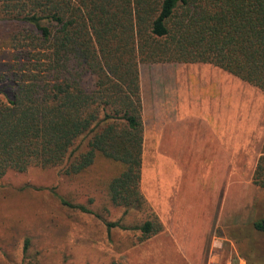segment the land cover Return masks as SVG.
<instances>
[{"label": "trees", "instance_id": "obj_1", "mask_svg": "<svg viewBox=\"0 0 264 264\" xmlns=\"http://www.w3.org/2000/svg\"><path fill=\"white\" fill-rule=\"evenodd\" d=\"M0 181L31 169L79 180L98 160L139 243L166 229L142 192L141 64H209L264 92V0H0ZM252 183L264 190V143ZM64 207L92 212L58 197ZM245 264H264V215L237 227ZM31 239L24 242V264Z\"/></svg>", "mask_w": 264, "mask_h": 264}, {"label": "rangeland", "instance_id": "obj_2", "mask_svg": "<svg viewBox=\"0 0 264 264\" xmlns=\"http://www.w3.org/2000/svg\"><path fill=\"white\" fill-rule=\"evenodd\" d=\"M3 25L0 22V36ZM5 49L0 39V56ZM140 85L146 165L154 163L153 154L159 148L187 152L186 138L195 147L190 154L199 158L196 123L201 120L211 129L212 142L215 137L221 142L219 116L238 123L239 154L232 160L241 172L240 204L225 208L224 222L207 235L201 242L203 251L194 256L196 264H245L233 236L237 227L264 215V190L250 177L264 143V92L209 64H141ZM178 102L182 104L179 108ZM229 148L225 144V150ZM228 163L231 158L225 157L224 164ZM117 172L115 164L101 159L75 181L60 176L56 169H31L1 180L0 264H24L26 238L31 239L27 259L34 257L39 264H147L141 248L148 241L139 243V233L109 231L105 225L121 222L132 229L141 222L140 215H124V210L113 206L104 191L103 186ZM250 178V184L242 183ZM58 197L92 214L64 207ZM232 218L238 224L228 221ZM261 243L264 247V237Z\"/></svg>", "mask_w": 264, "mask_h": 264}, {"label": "crops", "instance_id": "obj_3", "mask_svg": "<svg viewBox=\"0 0 264 264\" xmlns=\"http://www.w3.org/2000/svg\"><path fill=\"white\" fill-rule=\"evenodd\" d=\"M179 105L182 104L178 102V108ZM218 118L221 142L216 137L212 142L211 129L204 120L196 123L199 158L190 154L195 147L189 138L185 139L187 152L175 147L159 148L151 165H146L143 157L142 192L166 229L141 248L147 264H196L194 254L203 251L201 242L223 221L225 208L240 204L241 172L232 160L239 154L238 123ZM225 157L231 158V163L224 164ZM251 178L242 183L250 184ZM231 220V224H238L233 218L228 221Z\"/></svg>", "mask_w": 264, "mask_h": 264}]
</instances>
